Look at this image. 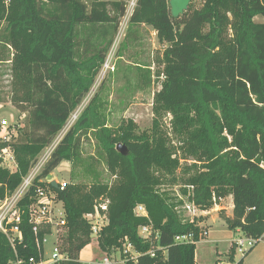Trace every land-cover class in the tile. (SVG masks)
<instances>
[{"label": "trees", "instance_id": "1", "mask_svg": "<svg viewBox=\"0 0 264 264\" xmlns=\"http://www.w3.org/2000/svg\"><path fill=\"white\" fill-rule=\"evenodd\" d=\"M129 1L0 0V63L10 64V102L26 112L10 144L17 171L0 166V196L19 185L89 93ZM257 15L264 17V0H191L178 17L171 15L169 0L135 1L124 38L145 25L164 46L156 60L162 80L152 97L150 130L137 133L130 121L109 126L106 103L96 92L22 200L23 206L30 202L34 186L43 185L40 180L59 163L71 164V182L62 191L54 189L65 214L58 241L67 257L63 264H81L77 255L90 240L83 216L99 198L109 200L108 223L96 238L101 250H122L128 243L155 255L124 264H196L195 244H176L173 238L194 232L198 240L200 228L184 221L174 209L177 202L160 190L166 177L192 186L190 199L201 209L211 208L212 196L216 201L230 196L231 213L218 211L227 227L251 237L264 233V20L256 21ZM134 65L137 85L148 89L150 65ZM167 114L180 156L161 130ZM84 139H94V154L83 155ZM118 145L127 148L126 155ZM99 163L109 181L101 180ZM82 176L89 181H74ZM137 204L146 207L148 219L134 215ZM148 223L157 240L138 236V227ZM20 228L24 239L15 251L0 235V264L39 256L26 211ZM228 255H234L231 246Z\"/></svg>", "mask_w": 264, "mask_h": 264}, {"label": "rangeland", "instance_id": "2", "mask_svg": "<svg viewBox=\"0 0 264 264\" xmlns=\"http://www.w3.org/2000/svg\"><path fill=\"white\" fill-rule=\"evenodd\" d=\"M199 1L201 0H195V3L199 4ZM128 10L129 4L126 7V11ZM254 19L263 21L264 17L257 15ZM126 26L127 19L123 17L120 19L118 32L106 54L105 61L95 74L93 86L68 119V121L72 122L71 124L74 123L89 99L98 92L101 99L106 103L105 114L109 126L117 127L121 121H130L134 126V131L137 133L150 130L153 119L152 97L154 92L160 88L162 80L160 72L162 66L158 65L156 60L160 57L164 46L157 42L156 36L151 34V30L142 26L133 29V34L124 38ZM122 44H126V47L119 51ZM138 63L150 65L153 83L148 89L143 90L137 85V72L134 69L136 68L134 64ZM157 72H160L158 76ZM10 80V64L8 62L0 63V120L5 119L9 123L16 122L19 126H22L26 112H20L10 102ZM74 115L76 117H73ZM170 119L169 114L164 116L160 125L161 130L169 141L175 145L177 155L180 156L182 153L179 149L176 134L170 126ZM94 151V139H84L83 155H92ZM185 162L190 164L192 161L188 158ZM97 168L101 174V180L109 181L110 176L106 172L104 165L99 163ZM70 170L71 164L68 161H62L51 171L47 178L58 182L65 181L70 183ZM74 181L86 182L89 181V178L82 176ZM183 187V179L177 178L175 182H171L166 177L165 183L160 186V190L166 192L167 196L176 202L175 194L182 192L184 190ZM231 205L230 196L222 198L220 201V208L227 214L231 213ZM56 206L59 209L61 207L60 202ZM206 221L209 223L208 235L195 244L194 260L196 264L212 263L216 258L225 260L228 256L227 251L229 250L230 242L236 236L234 231L228 228L219 218L218 212L212 211L207 215ZM55 240L54 234L46 236V242L43 245V264H54L51 255ZM105 256V252L97 245L96 237L91 236L89 243L79 251L77 258L81 264H102ZM113 259L115 261L124 260L123 258L119 259L117 254H113ZM234 259L236 262L240 261V264H264V240L258 242L243 256L235 253Z\"/></svg>", "mask_w": 264, "mask_h": 264}, {"label": "built area", "instance_id": "3", "mask_svg": "<svg viewBox=\"0 0 264 264\" xmlns=\"http://www.w3.org/2000/svg\"><path fill=\"white\" fill-rule=\"evenodd\" d=\"M136 0H130L129 10L126 11L125 16L128 17L135 4ZM73 117H76L74 115ZM71 121L66 122L65 126L60 130L50 141V143L43 148V150L33 160L28 173L22 177L21 182L13 190L4 189V193L0 196V235H3L12 249L15 251L17 245L21 244L24 239V234L20 228L22 221V214L24 211L27 213L28 224L31 226V231L34 235L35 246L38 251V257L29 256L27 258L17 257L12 264H43L42 258L44 253L43 245L46 242V236L54 234L56 237L55 245L51 255V259L54 264H63V261L67 257L62 256L58 246L59 236L63 232L65 226V214L62 206V202L56 199V192L54 189L63 190L66 187L65 181H56L54 179H43V185H35L32 196H29L30 202L22 204V200L28 194L29 189L34 185L36 177L41 173L45 164L49 160L53 150L62 139L65 132L71 126ZM19 125L15 122L9 123L5 119L0 120V144H5L0 147V166L7 169L10 173L17 171V161L11 142L15 141L18 137L17 128ZM56 182L57 187L51 186V181ZM187 189V193L184 195L181 192L176 193V205L174 209L180 214L184 221L194 222L199 226L198 240H195L194 232H185L176 234L173 238V242L176 244H196L201 239H204L208 235V226L204 221V217L209 215L212 211L218 212L220 208V201H216L212 196L213 204L211 208L205 210L199 208L193 200L192 186H184ZM180 201V203H178ZM60 202L61 207L58 209L56 206ZM108 205L109 200L107 198H99L94 206L93 211L84 214V219L89 224V232L91 236L98 237L101 230L108 223ZM133 213L136 216L144 217L148 219V212L143 204H137L133 208ZM203 218V219H201ZM41 232L43 234L41 235ZM236 236L231 240L230 246L234 249V254L238 253L243 256L250 251L258 242L264 240V233L259 237L245 236L239 229H236ZM138 236L143 241H150L152 237L158 239V233L151 229V224H145L138 227ZM106 256L103 258L102 264H123L128 260L136 262L140 256L148 255L154 257L153 250L146 252H140L136 250L132 245L126 243L122 250L111 249L109 252H105ZM113 254H117L119 259L124 260L115 261ZM216 264H239V261H235L234 255L232 258L229 255L225 260L217 259Z\"/></svg>", "mask_w": 264, "mask_h": 264}, {"label": "water", "instance_id": "4", "mask_svg": "<svg viewBox=\"0 0 264 264\" xmlns=\"http://www.w3.org/2000/svg\"><path fill=\"white\" fill-rule=\"evenodd\" d=\"M191 0H169V7H170V12L173 17H178L181 15L187 8ZM116 150L121 154V155H126L127 154V148L125 146L120 147L118 145L116 147ZM51 186L53 188H56V182L54 180L51 181Z\"/></svg>", "mask_w": 264, "mask_h": 264}, {"label": "crops", "instance_id": "5", "mask_svg": "<svg viewBox=\"0 0 264 264\" xmlns=\"http://www.w3.org/2000/svg\"><path fill=\"white\" fill-rule=\"evenodd\" d=\"M141 26H142V27H145L146 29L151 30V34H155V32L152 30L151 27H149V26H145V25H141ZM231 209H232V205H231ZM206 219H207V216L204 218V221H205V222H207ZM206 224H207V226H209V223H208V222H207ZM234 233H235V235H236V232H235V231H234ZM230 244H231V242H230ZM229 249H230V245H229ZM227 252H229V250H228ZM227 255H228V254H227ZM217 259H220V258H216L215 260H217ZM221 260H222V259H221Z\"/></svg>", "mask_w": 264, "mask_h": 264}]
</instances>
